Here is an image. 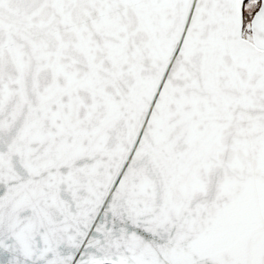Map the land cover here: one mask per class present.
<instances>
[{
  "label": "snow or ice",
  "instance_id": "6c2138e0",
  "mask_svg": "<svg viewBox=\"0 0 264 264\" xmlns=\"http://www.w3.org/2000/svg\"><path fill=\"white\" fill-rule=\"evenodd\" d=\"M0 264H264V0H0Z\"/></svg>",
  "mask_w": 264,
  "mask_h": 264
}]
</instances>
